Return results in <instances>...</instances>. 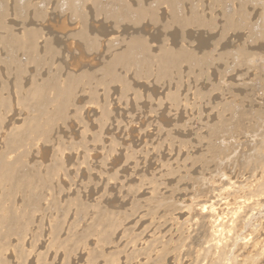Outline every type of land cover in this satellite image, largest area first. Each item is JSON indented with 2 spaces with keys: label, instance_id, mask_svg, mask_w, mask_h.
Wrapping results in <instances>:
<instances>
[{
  "label": "rangeland",
  "instance_id": "obj_1",
  "mask_svg": "<svg viewBox=\"0 0 264 264\" xmlns=\"http://www.w3.org/2000/svg\"><path fill=\"white\" fill-rule=\"evenodd\" d=\"M214 1L0 0V264H223L239 208L260 257L264 9Z\"/></svg>",
  "mask_w": 264,
  "mask_h": 264
},
{
  "label": "bare ground",
  "instance_id": "obj_2",
  "mask_svg": "<svg viewBox=\"0 0 264 264\" xmlns=\"http://www.w3.org/2000/svg\"><path fill=\"white\" fill-rule=\"evenodd\" d=\"M93 1L95 2V0H93ZM146 1H147V0H146ZM158 1H159V0H158ZM219 1H220V0H219ZM219 1L216 2V0H215L214 2H215V3H218ZM222 1H224V0H222ZM228 1H229V0H228ZM234 1H235V0H233V3H236V1H235V2H234ZM248 1L250 2V3H249V4H250V5H249L250 8H248V9H251V10L254 9V10H255L256 7L261 8V10L264 9V0H248ZM231 2H232V1H231ZM238 2H240V1H238ZM252 2H254V4H253ZM107 3H108V2H107ZM117 3H118V2H117ZM163 3H164V2H163ZM224 3L226 4V2H224ZM229 3H230V2H229ZM251 3H252L253 5H251ZM121 4H122V3H121ZM121 4H120V5H121ZM138 4H139V3H138ZM149 4H150V3H149ZM196 4H197V3H196ZM236 4H238V3H236ZM242 4H243V3H241V4L239 3L238 5H239V6H240V5L242 6ZM102 5H103V4H102ZM152 5H155V4H152ZM194 5H195V4H194ZM218 5H219V4H218ZM109 6H110V5H109ZM112 6H113V5H112ZM112 6H111V8H112ZM208 6H209V5H208ZM229 6H230V5H229ZM232 6H233V5H231V7H232ZM234 6H235V5H234ZM234 6H233V7H234ZM241 6H240V7H241ZM220 7H221V6H220ZM240 7H239V8H240ZM244 7H245V5L243 6V9H245ZM120 8H121V7H120ZM125 8H126V7H125ZM125 8H124V9H125ZM152 8H153V7H152ZM152 8H151V9H152ZM197 8H198V7H197ZM229 8H230V7H229ZM235 8H236V7H235ZM252 8H253V9H252ZM122 9H123V8H122ZM182 9H183V8H182ZM218 9H219V8H218ZM218 9H216V10H218ZM221 9H223V8H221ZM230 9H231V8H230ZM233 9H234V8H233ZM236 9H237V8H236ZM128 10H129V9H128ZM140 10H141V9H140ZM203 10H204V9H203ZM251 10H249V11L251 12ZM259 10H260V9H259ZM108 11H110V10H108ZM244 11L246 12L247 10H244ZM113 12H114V11H113ZM128 12H129V11H128ZM161 12H162V11H161ZM201 12H202V11H201ZM219 12H220V11H219ZM231 12H232V11H231ZM231 12H230V14H231ZM242 12H243V11H242ZM258 12H259V11H258ZM260 12H261V11H260ZM133 13H134V12H133ZM141 13H142V12H141ZM221 13H222V12H221ZM226 13H228V12H226ZM232 13H234V11H233ZM246 13H247V12H246ZM253 13H254V11H253ZM125 14H126V13H125ZM139 14H140V13H139ZM139 14H137V15H139ZM164 14H165V13H164ZM216 14H217V13H216ZM219 14H220V13H218V15H219ZM230 14H229V15H230ZM238 14H240V12H239ZM238 14L236 15V17H238ZM244 14H245V13H244ZM244 14H243V15H244ZM258 14H259V13H258ZM262 14H263V13H262ZM115 15H116V14H115ZM134 15H135V13H134ZM142 15H144V14H140V18H141ZM231 15H232V14H231ZM231 15H230V16H231ZM234 15H235V14H234ZM234 15H233V17H234ZM243 15H242V16H243ZM256 15H257V13H256ZM113 16H114V15H113ZM117 16H118V15H117ZM151 16H152V15H151ZM204 16H205V15H204ZM239 16H240V15H239ZM244 16H245V15H244ZM254 16H255V15H254ZM254 16H253V17H254ZM110 17H112V16H110ZM115 17H116V16H115ZM126 17H127V16H126ZM222 17H224V16H222ZM228 17H229V16H228ZM233 17H232V18H233ZM249 17H250V16H249ZM263 17H264V16H263ZM112 18H113V17H112ZM112 18H111V19H112ZM209 18H210V17H209ZM224 18H225V17H224ZM229 18H230V17H229ZM244 18H248V17L245 16ZM244 18H243V19H244ZM109 19H110V18H109ZM137 19H138V18H137ZM241 19H242V18H241ZM241 19H239V20H241ZM141 20H142V19H141ZM231 20H232V19H231ZM233 20L235 21V19H233ZM256 20H257V19H256ZM130 21H131V20H130ZM130 21H129V22H130ZM144 21H145V20H144ZM149 21H150V20H149ZM176 21H177V20H176ZM191 21H192V20H191ZM124 22H125V21H124ZM182 22H183V21H182ZM192 22H193V21H192ZM239 22H240V21H239ZM239 22H236L235 24L233 23V25H236V24H237V26H238V23H239ZM227 23H228V22H227ZM244 23H245V22H244ZM185 24H187V22H186ZM188 24H189V23H188ZM204 24H205V23H204ZM204 24H203V25H204ZM215 24H216V23H215ZM193 25H194V24H193ZM201 25H202V24H201ZM227 25H228V24H227ZM245 25H247V24L245 23ZM252 25H253V24H252ZM255 25H256V23H255ZM191 26H192V25H191ZM205 26H206V25H205ZM225 26H226V25H225ZM229 26H232V25H229ZM192 27H193V26H192ZM248 27H249V26H248ZM252 27H255V26H252ZM256 27H257V25H256ZM260 27H261V26H260ZM263 27H264V26H263ZM204 28H206V27H204ZM231 28H234V29H235L234 26L231 27ZM238 28H239V30H240L241 27H238ZM238 28H237V29H238ZM183 29H184V28H183ZM206 29H207V28H206ZM209 29H210V28H209ZM241 29H242V28H241ZM243 29H244V28H243ZM247 29H248V28H247ZM204 30H205V29H204ZM223 30H224V29H223ZM248 30H250V29H248ZM254 30H255V29H254ZM30 31H31V30H30ZM175 31H176V30H175ZM236 31H238V30H236ZM35 32L37 33V31H35ZM35 32H34V30H33V31L29 32V33H26L25 36L23 37L24 39L21 37V38L23 39V40H22V43H23V41H26V42L28 41V42H29V45L31 46L32 43L34 42V41H33V38H34V36L36 35ZM233 32H234V30H233ZM252 32H253V31H252ZM255 32L257 33V32H259V30H258V31L256 30ZM260 32H261V33H260ZM260 32H259L260 34H263L262 37H261L260 34H258V35H260V37L263 39V40H262L263 42L260 43V44H262V46H263V48H264V31H263V33H262V31H260ZM211 33H212V32H211ZM223 33H224V32H223ZM229 33H230V32H229ZM237 33H238V32H237ZM253 33H254V32H253ZM197 35H198V34H197ZM223 35H226V36H227L228 33H227V34H223ZM233 35H234V33H233ZM253 35H254V34H253ZM21 36H22V35H21ZM226 36H225V38H226ZM235 36H236V35H235ZM235 36H233V37L236 39L237 37H235ZM255 36H257V35H255ZM16 37H17V36H16ZM207 37H208V36H207ZM223 37H224V36H223ZM257 37H259V36H257ZM21 38H20V39H21ZM37 38H38V37H37ZM252 38H253V37H252ZM14 39H15V38H14ZM14 39H13V40H14ZM18 39H19V38H17V40H18ZM203 39H204V38H203ZM207 39H208V38H207ZM220 39H222V38H220ZM229 39H230V38H229ZM237 39H238V38H237ZM237 39H236L235 41H237ZM248 39H250V38H248ZM255 39H257V41H258V38H255ZM255 39H254V40H255ZM259 39H260V38H259ZM224 40H226V39H224ZM240 40H241V39H240ZM242 40H243V39H242ZM260 40H261V39H260ZM260 40H259V41H260ZM15 41H16V40H15ZM172 41H173V40H172ZM226 41H227V40H226ZM137 42H138V41H137ZM228 42H229V41H228ZM248 42H251V44H252V46H253V42H254V41H248ZM19 43H20V41H19ZM225 43H226V42H225ZM246 43H247V42H246ZM27 44H28V43H27ZM142 44H143V43H142ZM144 44H145V42H144ZM172 44H173V43H172ZM226 44H227V43H226ZM231 44H232V43H231ZM233 44H234V43H233ZM236 44H237V43H236ZM255 44H257V43H256V40H255ZM18 45H19V44H18ZM29 45H28V46H29ZM209 45H210V43H209ZM220 45H221V44H220ZM220 45H218V46H220ZM223 45H224V43H223ZM248 45H249V44H248ZM45 46H46V45H45ZM47 46H48V44H47ZM216 46H217V45H216ZM216 46H215V48H216ZM218 46H217V47H218ZM239 46L241 47L242 44L239 45ZM260 46H261V45H260ZM260 46H259V47H260ZM25 47H26V46H25ZM31 47H32V46H31ZM157 47H158V45H157ZM230 47H231V46H230ZM236 47H237V46H236ZM248 47H249V46H248ZM253 47H254V46H253ZM259 47L254 48V49H255V50H256V49L258 50ZM149 48H150V47H149ZM153 48H154V47H153ZM161 48H162V47H161ZM219 48H220V47H219ZM223 48H225V46H224ZM226 48H228V47H226ZM241 48H243V46H242ZM249 48H250V47H249ZM251 48H252V47H251ZM251 48H250V49H251ZM21 49H22V48H21ZM33 49H34V48H33ZM146 49H147V47H146ZM217 49H218V48H217ZM260 49H261V48H260ZM31 50H32V48H31ZM143 50H144V49H143ZM211 50H212V49H211ZM220 50H221V49H219L218 51H220ZM238 50H240L239 47H238ZM243 50H244L243 52H245V48H244ZM251 50H253V49H251ZM251 50H249V51H251ZM257 50H256V52H257ZM163 51H164V50H163ZM203 51H204V50H203ZM229 51H230V50H229ZM241 51H242V50H241ZM253 51H254V50H253ZM191 52H192V51H191ZM213 52H214V51H213ZM260 52H261V51H260ZM260 52H259V53H260ZM259 53H258V54H259ZM202 54H203V53H202ZM217 54H218V53H217ZM226 54H228V53H226ZM236 54H237V53H236ZM242 54H243V53H242ZM251 54H252V52H251ZM218 55H219V54H218ZM220 55H221V54H220ZM237 55H238V54H237ZM253 55H255L256 58L258 57L256 54H253ZM262 55H263V53H262ZM262 55H260V56L262 57ZM177 56H180V55H177ZM214 56H215V55H214ZM221 56H222V55H221ZM238 56H239V55H238ZM241 56H242V55H241ZM241 56H240V57H241ZM244 56H245V53H244L243 57H244ZM246 56H247V55H246ZM255 56H254L253 58H255ZM180 57H181V56H180ZM211 57H213V55H212ZM219 57H220V56H219ZM249 57H251V55H249ZM249 57H248V58H249ZM261 57H259V58H261ZM263 57H264V56H263ZM166 58H167V57H166ZM183 59H184V58H183ZM204 59H205V58H204ZM240 59H241V58H240ZM240 59H239V60H240ZM242 59H245V57L242 58ZM246 59H247V58H246ZM249 59H250V58H249ZM185 60H186V59H185ZM201 60H203V59H201ZM213 60H214V59H213ZM213 60H212V61H213ZM256 60H257V59H256ZM190 61H191V60H190ZM204 61H205V60H204ZM206 61H207V59H206ZM251 61H252V60H251ZM164 62H165V61H164ZM171 62H172V61H171ZM196 62H197V61H196ZM159 63H160V62H159ZM167 63H168V62H167ZM173 63H174V62H173ZM177 63H178V62H177ZM200 64H201V63H200ZM156 65H157V64H156ZM158 65H159V64H158ZM162 66H163V65H162ZM169 67H170V66H169ZM171 67H172V66H171ZM144 68H145V67H144ZM172 68H173V67H172ZM68 83H69V81H68ZM85 83H86V82H85ZM64 84H65V83H64ZM69 86H70V84H69ZM69 86H68V87H69ZM73 86H74V84H73ZM73 86H72V87H73ZM64 87H65V86H64ZM66 89H67V88H66ZM67 90H69V89H67ZM39 91H40V90H39ZM52 91H53V93H54V92H56V93L59 92V93H60V91H62V89L60 90L59 88H55V89L52 90ZM40 93H41V91H40ZM36 94H37V93H36ZM30 95H31V94H30ZM32 95H33V93H32ZM32 95H31V96H32ZM39 95H40V97H41V94H39ZM34 96H36V95L34 94ZM34 96H33V97H34ZM37 96H38V95H37ZM55 98H56V97H55ZM55 98H54V99H55ZM263 98H264V97H263ZM19 100H20V99H19ZM30 100H31V98H30ZM33 100H34V99H33ZM56 101H57V100H54L53 103L55 102V104H56ZM16 102H17V101H16ZM21 102H22V101H21ZM55 104H54V105H55ZM54 116H55V115H54ZM44 121H45V120H44ZM44 121H42L41 123H40V121H39V123L36 122V124L33 125V127H32L31 130H30V128H28V130L31 131V133H30V136H31V137L29 136V139H31V138L34 137V136H37L40 132H42V130L45 129V127H46L45 125H47V123H43ZM49 121H50V120H49ZM46 122H47V121H46ZM48 124H49V123H48ZM47 128H48V127H47ZM39 135H40V134H39ZM26 136H27V135H26ZM21 137H22V136H21ZM27 138H28V137H27ZM35 138H37V137H35ZM35 138H33V139H31V140H34V141H35ZM29 139H28V140H29ZM23 140H24V139H23ZM14 142H15V141H14ZM22 142H23V141L21 140V143H22ZM28 142H29V141H28ZM16 143H17V142H16ZM16 143H14V144L16 145ZM25 143H26V141H25ZM17 144H18V143H17ZM18 145H19V144H18ZM15 147H16V146H15ZM28 148H29V146H28ZM15 161H16V160H15ZM1 162H2V163H1ZM5 162H6V161H5ZM0 163H1V164H0V182H1V181H3V179L6 180V177H7L6 174L9 172V169H10L9 166L11 167V165H10V163H9V165H8L7 162L4 163V160H3V161L1 160ZM12 164H13V163H12ZM7 166H8L9 169L7 168ZM4 168L8 169V171L6 172V171L2 170V169H4ZM10 173H11V171H10ZM10 173H9V175H10ZM4 177H5V178H4ZM8 177H10V179H11L12 175H10V176H8ZM8 177H7V178H8ZM22 177H23V176H21V177H19V178H22ZM13 178H14V177H13ZM19 178H17V179H19ZM15 179H16V178H15ZM12 180H13V179H12ZM24 180H25V182L27 181L26 178H25ZM29 181H30V180H29ZM29 181H27L28 184L30 183ZM18 182H19V181H18ZM22 182H23V181H22ZM27 182H26V183H27ZM18 184H19V183H18ZM18 184H17V187H19ZM0 185H2V184L0 183ZM24 185H25V184H23V186H24ZM11 186H12V182H11ZM14 186H15V184H14ZM20 186H21V185H20ZM27 186H28V185H27ZM38 186H39V185H38ZM0 187H1V186H0ZM21 187H22V186H21ZM28 187H29V186H28ZM260 187H262V186H260ZM1 188H2V187H1ZM3 188H4V187H3ZM6 188H7V187H6ZM11 188H12V187H11ZM19 188H20V187H19ZM7 189H8V188H7ZM17 189H18V188H17ZM20 189H22V188H20ZM0 190H2V189H0ZM15 190H16V189H15ZM16 191H17V190H16ZM30 191H31V190H30ZM10 192H12V191H10ZM13 192H14V191H13ZM7 193H8V192H7ZM2 194H3V192H2ZM4 194H5V193H4ZM4 194H3V195H4ZM20 194H21V193H20ZM5 195H6V194H5ZM23 195H24V194H23ZM8 197H9V196H8ZM217 199H218V198H217ZM220 201H221V200H220ZM220 201H219V202H220ZM222 201H223V200H222ZM222 201H221V202H222ZM227 201H228V203L230 202V200H227ZM217 203H218V202H217ZM228 203H227V204H228ZM212 204H213V203H212ZM218 204H219V203H218ZM3 207H5V206H3ZM211 207H212V205H211ZM1 208H2V207H1V204H0V211H1ZM204 208H205V207H204ZM209 208H210V207H209ZM213 208H214V206H213ZM213 208H211V209L213 210ZM227 208H228V207H227ZM5 209L8 210V208H5ZM5 209H3V210H5ZM202 209H203V208H201V210H202ZM211 209H210V211H211ZM222 209H223V208H222ZM7 210H5V211L8 212L9 210H8V211H7ZM207 210H208V209H207ZM234 210H236V209H234ZM3 212H4V211H3ZM3 212H2V213H3ZM11 212H12V211H11ZM225 212H226V211H225ZM230 212H231V211H230ZM230 212H229V214H230ZM0 213H1V212H0ZM4 213H5V212H4ZM4 213H3V214H4ZM211 213H212V212H211ZM237 213L240 215L239 218H238V214H237ZM3 214H0V215H3ZM8 214H9V213H8ZM12 214H13V213H12ZM12 214H11V215L9 214V215L12 216ZM232 214H233L234 216H232ZM241 214H242V211L240 210V208L237 209V212L232 210L231 215H229L230 217L228 216V218H229V222L226 223V221L228 220V219H227V216H226V218H225V219H226L225 223L219 224L217 221H215V223H214L215 225L213 224V227H212V228H213V229L215 228V229H214V230H215V232H214L215 234H214V233H213V234L211 233V234L214 236V238L211 237V236H210V238L216 239V240L214 241V243L216 242L215 244H217V247H216L215 245H213V246H215V247H213V248H215V251H216V248H218V249H217V250H218V253H217V257H216V258H217L218 260H224V261L226 260L225 263H223V264H264V244H262V245H263V248H262V252L259 253V254H260V255H259V256H260L259 258H253V257L250 258V257H249V254L246 253L245 251H243V253L240 252V254L238 253L239 255L236 254V253L233 251V249L236 248V247L238 246V245H235L234 242L236 243L235 240L239 239V237L237 238L236 236H237V234H238L239 232H241V230H240V228H241V223H242V222H241V219H242ZM217 215H218V214H216V216H217ZM224 215H225V214H224ZM4 216H7V214H6V215H3V217H2V216H1V217H2V218H6V219H8L7 217H4ZM231 216H232V217H231ZM263 216H264V215H263ZM8 217H9V216H8ZM214 217H215V216H214ZM218 217H219V216H218ZM218 217H217V218H218ZM222 217H223V216H222ZM10 218H11V217H10ZM237 218H238V219H237ZM11 219H12V218H11ZM220 219H221V218H219V220H218V219H216V220L221 221ZM225 219H223V221H224ZM12 220H13V219H12ZM214 220H215V219H214ZM197 221H198V220H197ZM238 221H240V222H238ZM262 221H263V220H262ZM2 222H3V221H2ZM2 222H1V223H2ZM209 222H210V221H209ZM209 222H208V223H209ZM216 222H217L218 224H216ZM14 223H15V222H14ZM3 224H4V223H3ZM5 224H6V223H5ZM15 224H16V223H15ZM210 224H211V222H210ZM261 224L263 225V222L260 223V229L257 230V232H258L257 234H258V235H259V232H260V234H261V232L264 231V230H263V226H262ZM12 225H13V223H12ZM197 225H198V223H197ZM199 225H200V224H199ZM205 225H206V224H204V225H200V226H203V227H204ZM225 225H227V226H225ZM1 226H2V225H1ZM210 226H211V225H209V227H210ZM238 226H240V227H238ZM196 227H197V226H196ZM4 228H6V227H4ZM4 228H3V229H4ZM100 228H102V227L100 226ZM212 228L210 229V231L213 230ZM206 229H207V228H206ZM226 229H228L227 231L230 232L229 234H227V235H228V239H227V241H231V242H232V239L234 240L233 243H232L233 247L230 249V251H229V242H226V240L223 241V238L226 237V236H224V235H225L224 232H226ZM1 230H2V229H1ZM90 230H91V229H90ZM191 230H192V229H191ZM196 230H197V229H196ZM203 230L205 231V227H204ZM214 230H213V231H214ZM229 230H230V231H229ZM99 231H100V229H99ZM101 231H102V230H101ZM204 231H203V232H204ZM210 231H209V232H210ZM213 231H211V232H213ZM255 231H256V230H255ZM8 232H9V231H8ZM207 232H208V230L206 231V233H207ZM251 232H252V231H251ZM4 233H5V232H4ZM104 233H105V232H104ZM196 233H197V232H196ZM206 233H205V234H206ZM226 233H227V232H226ZM245 233H246V232H245ZM5 234H6V233H5ZM92 234H93V233H92ZM202 234H204V233H202ZM255 234H256V233H255ZM6 235H7V234H6ZM209 235H210V234H209ZM209 235L207 234L206 236L208 237ZM245 235H246V234H245ZM245 235H244V236H245ZM247 235H248V234H247ZM10 236H11V234H10ZM104 236H105V235H104ZM223 236H224V237H223ZM238 236H239V234H238ZM253 236H254V234L252 235V237H253ZM262 236H263V235H262ZM7 237H8V236H7ZM7 237H6V238H7ZM196 237H197V235H196ZM198 237H199V236H198ZM201 237H202V235H201ZM235 237H236L237 239H236ZM242 237H243V236H242ZM252 237H251V238H252ZM260 237H261V236H260ZM10 238H11V237H10ZM10 238H9V239H10ZM204 238H205V235H204ZM210 238H208V239H210ZM246 238H247V236H245V238H244V242H243L244 244H242V245H246V246L248 245V244H246V243L249 242V239L245 240ZM257 238H258V237H257ZM257 238H255V239H257ZM202 239H203V238H202ZM205 239H206V238H205ZM208 239H207V240H208ZM241 239H242V238H241ZM258 239H259V238H258ZM1 240H2V239H1ZM4 240H5V239H4ZM6 240H7V239H6ZM198 240H199V239H198ZM203 240H204V239H203ZM210 240H211V239H210ZM239 240H240V239H239ZM250 240H253V239H250ZM262 240H264V238H262ZM262 240H261V241H262ZM201 241H202V240H201ZM204 241H205V240H204ZM237 241H238V240H237ZM242 241H243V240H242ZM258 241H259V240H258ZM202 242H203V241H202ZM207 242H208V241H207ZM231 242H230V243H231ZM250 242H252V241H250ZM250 242H249V243H250ZM256 242H257V241H256ZM205 243H206V242H205ZM211 243H212V240H211ZM214 243H213V244H214ZM241 243H242V242H241ZM6 244H7V243H6ZM195 244H196V243H195ZM201 244H202V243H201ZM206 244H207L206 246H208L210 243H209V244L206 243ZM236 244H237V243H236ZM251 244H252V243H251ZM4 245H5V244H4ZM4 245H3V246H4ZM204 245H205V244H204ZM211 245H212V244H211ZM211 245H209V246H211ZM255 245H257V244H255ZM6 246H8V245H6ZM193 246H194V245H193ZM193 246H191V247H193ZM206 246H205V249H206ZM240 246H241V245H240ZM246 246H245V247H246ZM1 247H2V246H1ZM201 247H202V246H201ZM225 247H226V250L228 251L227 254H226L227 251L224 252V251H225ZM242 247H243V246H241V248H242ZM245 247H244V248H245ZM254 247H255V246H254ZM257 247H258V246H257ZM7 248H8V247H7ZM209 248L212 249V247H208L207 250H208ZM237 248H238V247H237ZM237 248H236V249H237ZM259 248H260V247H259ZM5 249H6V248H5ZM5 249H4V251H5ZM210 249H209V252H210ZM236 249H235V250H236ZM238 249H239V248H238ZM238 249H237V251H238ZM249 249H250V247H249ZM253 249H254V248H253ZM260 249H261V248H260ZM260 249H259V250H260ZM199 250H200V248H199ZM199 250H198L197 253H200ZM202 250H203V248H202ZM202 250H201V252H202ZM245 250H246V249H245ZM256 250H258V249H256ZM191 251H192V249H191ZM211 251H213V249H212ZM215 251H214V252H215ZM260 251H261V250H260ZM248 252H249V250H248ZM258 252H259V251H258ZM202 253H203V252H202ZM245 253H246V254H245ZM256 253H257V251H256ZM256 253H255L254 256H255V257H258V256H256ZM190 254H192V253H190ZM200 254H201V253H200ZM203 254L207 255V253H203ZM203 254H201V255H203ZM251 254H252V253H251ZM5 255H6V254H5ZM225 255H226V256H225ZM252 255H253V254H252ZM252 255H251V256H252ZM214 256H215V255H214ZM1 257H2V256H1ZM23 260H24V259H23ZM111 262H112V261H111ZM111 262H110V263H111ZM1 264H3V263H1ZM111 264H112V263H111Z\"/></svg>",
  "mask_w": 264,
  "mask_h": 264
}]
</instances>
